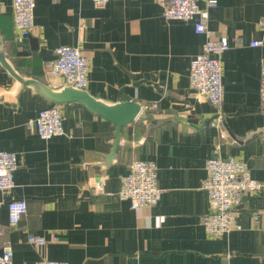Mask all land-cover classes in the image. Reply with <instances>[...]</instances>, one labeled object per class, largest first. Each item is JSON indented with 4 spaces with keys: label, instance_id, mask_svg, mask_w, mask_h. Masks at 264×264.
<instances>
[{
    "label": "crops",
    "instance_id": "crops-1",
    "mask_svg": "<svg viewBox=\"0 0 264 264\" xmlns=\"http://www.w3.org/2000/svg\"><path fill=\"white\" fill-rule=\"evenodd\" d=\"M208 9L210 38H227L221 56L222 128L208 125L214 109L189 86L188 68L206 38L190 21H164L154 0H120L104 7L91 0H37L33 28L14 39L11 0H0V151L14 153V188L0 191V254L12 264L40 259L67 264H264V119L259 111L263 39L256 23L264 0H216ZM203 9L204 4L198 2ZM60 46L79 49L89 60L85 92L106 106L158 103L120 131L85 105L56 104L50 95L66 88L45 74ZM56 106L64 134L39 139L29 123ZM235 157L261 184L242 195L239 229L209 237L202 187L205 164ZM134 161L157 167L158 203L132 211L118 198L120 178ZM101 182L102 192L93 185ZM24 200L17 226L7 204ZM46 240L43 247L27 242Z\"/></svg>",
    "mask_w": 264,
    "mask_h": 264
},
{
    "label": "built area",
    "instance_id": "built-area-1",
    "mask_svg": "<svg viewBox=\"0 0 264 264\" xmlns=\"http://www.w3.org/2000/svg\"><path fill=\"white\" fill-rule=\"evenodd\" d=\"M37 0H11L14 39L18 43L30 34L33 28V15ZM95 6L104 7L110 2L120 0H91ZM161 8L164 21H190L196 35L206 38L201 51L194 56L188 68L190 89L204 97L214 109V117L208 123L210 127L221 129L223 87L221 81V56L230 49L227 38L212 40L208 30V9L217 5L216 0H154ZM198 2L204 4L201 9ZM256 28L264 34V17H261ZM251 48L262 50L259 69V111L264 119V38L252 40ZM55 59L45 70L50 77H59L65 87L85 91L88 85L89 60L79 49L71 46H60L54 51ZM141 112L158 111V103L140 106ZM39 139L49 141L64 134L62 116L56 106L41 110L36 119L29 123ZM215 156L205 164L206 178L202 187L207 194L209 211L202 218V227L209 237H222L238 230L236 215L242 195L256 193L261 184L254 180L245 163L235 157L221 158ZM17 169L14 153L0 151V191L9 192L14 188V173ZM157 167L153 162L134 161L129 165L128 173L120 178L118 198L128 202L132 211L155 206L161 191L156 186ZM94 193L102 192V184L93 185ZM24 200L10 201L7 204L8 225L15 227L26 214ZM27 242L35 247H43L46 240L40 236L30 235ZM13 251L5 246L0 254V264H12ZM35 264H67L64 262L40 259Z\"/></svg>",
    "mask_w": 264,
    "mask_h": 264
},
{
    "label": "water",
    "instance_id": "water-1",
    "mask_svg": "<svg viewBox=\"0 0 264 264\" xmlns=\"http://www.w3.org/2000/svg\"><path fill=\"white\" fill-rule=\"evenodd\" d=\"M49 97L50 100L56 104L70 101L79 102L85 105L91 112L112 123L115 127V149L120 139L121 129L135 121L141 112L140 105L136 103L128 102L120 103L115 106H106L91 98L85 91H79L69 87H66L60 94H52Z\"/></svg>",
    "mask_w": 264,
    "mask_h": 264
}]
</instances>
